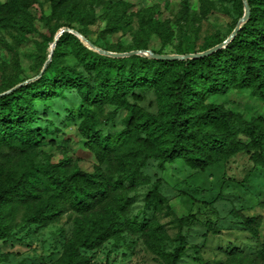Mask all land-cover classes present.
I'll list each match as a JSON object with an SVG mask.
<instances>
[{"label": "rangeland", "instance_id": "rangeland-1", "mask_svg": "<svg viewBox=\"0 0 264 264\" xmlns=\"http://www.w3.org/2000/svg\"><path fill=\"white\" fill-rule=\"evenodd\" d=\"M41 2L44 15L34 4L19 9L10 26L0 25V89L35 77L43 69L54 38L63 27L74 26L98 47L110 51L151 49L162 54H186L205 51L228 38L245 11L243 0H62L56 10L53 0ZM46 18H51L49 24ZM73 39L61 41L55 64L74 67L93 82L92 70L72 51ZM124 64L127 67L131 62ZM138 81L131 93L141 98H133L130 93V101L156 112L157 98L163 89ZM65 84L63 95L57 90L46 102L38 99L42 116L39 124L45 129L46 138L28 153H10L2 158L5 167H12L16 177L33 171L40 178L44 177L38 170L42 166L66 160L67 168L72 169L79 160L86 170L100 165L108 176L121 179V172L111 159L99 162L86 145L79 129L85 114H70V109L78 107L81 101L76 82L66 78ZM37 85L53 91L57 81L41 80ZM209 102L255 120L264 132V100L251 89L213 94ZM113 109L109 104L92 105L97 127L105 134L119 133L130 114L124 108L108 121ZM251 154V150L242 151L200 170L189 168L181 160L162 169L158 160L149 159L142 168L148 182L131 186V181L124 178V188L108 203L117 205L118 198H131L125 216L145 221L146 233L163 232L164 251L172 252L181 245L178 264H264V167L255 164ZM158 179L162 202L147 204L146 195ZM63 207V212L53 219L26 223L22 220L26 207L18 205L11 233L0 238V264H59L79 227L101 211L100 206L88 213L79 212L70 203ZM249 216L260 217L258 235L247 223ZM78 249L89 257V264H168L151 249L144 231L132 226L118 230L94 249Z\"/></svg>", "mask_w": 264, "mask_h": 264}, {"label": "trees", "instance_id": "trees-1", "mask_svg": "<svg viewBox=\"0 0 264 264\" xmlns=\"http://www.w3.org/2000/svg\"><path fill=\"white\" fill-rule=\"evenodd\" d=\"M61 1L53 0L54 10ZM248 2L251 8L248 21L225 48L211 55L186 60L148 59L139 55L110 57L88 49L76 35L64 32L55 46L52 62L40 77L5 94L2 93L18 84L0 89V238L11 233L18 205L26 207L22 217L26 223H43L59 216L64 203H70L82 213L100 206L101 211L83 223L68 241L59 264H89V257L78 247L94 249L127 226L144 231L155 253L168 264H178L182 256L181 245L172 252L164 251L163 232L149 230L146 233L145 221L125 216L131 198H118L117 205L110 206L108 202L124 188V178L131 181V186L148 182L142 168L149 159L158 160L162 169L168 163L181 160L189 168L200 170L236 153L251 150V160L264 167L261 126L240 112L209 102L211 95L226 93L230 89H251L255 96L264 100V0ZM34 4L44 15L41 0L0 3V25L10 26L19 9ZM50 19H45L46 24ZM69 28L75 29L71 25ZM66 38H74L72 51L85 67L92 70L93 82L74 67L55 64L58 48ZM128 61L131 64L126 67L124 63ZM66 78L75 80L76 91L81 97L80 104L70 109V114H85L79 129L86 145L99 162L111 159L121 172V179L108 176L100 165L93 166L91 171L86 170L79 160L72 169L67 168L66 160L54 166H42L38 170L44 177L36 178L33 171L16 177L14 169L6 168L1 160L10 153H28L46 138V131L39 124L42 116L38 99L46 102L57 90L63 95ZM41 80L57 81V86L53 91L39 88L37 82ZM137 80L163 89L157 98L156 112L130 101L129 95ZM134 97L141 98L135 94ZM107 104L114 106L108 121H112L119 110H130L124 129L115 135L103 133L93 115L92 105ZM160 186L161 180L158 179L146 195L147 204L155 200L162 202ZM247 223L258 235L260 217L249 216ZM180 240L183 241L184 237Z\"/></svg>", "mask_w": 264, "mask_h": 264}, {"label": "water", "instance_id": "water-1", "mask_svg": "<svg viewBox=\"0 0 264 264\" xmlns=\"http://www.w3.org/2000/svg\"><path fill=\"white\" fill-rule=\"evenodd\" d=\"M243 3H244V9H245L244 15L238 21L236 27L234 28L232 33L229 35V37L226 38L221 43H219V44H217V45H215V46H213V47H211V48H209V49H207L205 51H201V52L187 53V54H160V53L154 52L151 49L133 50V51H130V52H115V51H110V50H106L104 48L98 47L91 40H89L83 34H81L78 30L73 29V28H69V27H63V28L60 29L58 34L55 36V44H57V41L59 40L60 36L64 32H70V33H73L74 35H76L77 37H79L89 47H91L92 49L98 51L100 54L107 55V56H112V57H126V56H131V55H145V56H150L152 58L163 59V60H173V59L186 60V59H190V58L205 57V56L211 55L212 53H214L215 51H217V50H219L221 48H225L227 46V44L233 40L235 35L241 29L242 25L245 22L248 21V19L250 18V14H251V8H250L248 0H243ZM53 53H54V50L51 51V53L49 55V58L47 59L45 65L43 66V69H42V71H41V73L39 75L35 76L34 78L28 79V80L24 81L23 83L18 84L14 88H12V89H10V90L2 93V94L10 92L11 90L15 89L16 87L20 86L21 84L31 82V81L37 79L38 77H40L41 74L45 71L48 63L51 61Z\"/></svg>", "mask_w": 264, "mask_h": 264}, {"label": "bare ground", "instance_id": "bare-ground-1", "mask_svg": "<svg viewBox=\"0 0 264 264\" xmlns=\"http://www.w3.org/2000/svg\"><path fill=\"white\" fill-rule=\"evenodd\" d=\"M55 45H56V44H55V42H54L52 50H54Z\"/></svg>", "mask_w": 264, "mask_h": 264}]
</instances>
